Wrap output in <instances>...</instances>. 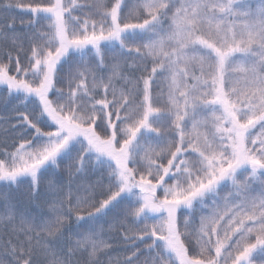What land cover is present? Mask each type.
Returning a JSON list of instances; mask_svg holds the SVG:
<instances>
[{
	"label": "snow or ice",
	"instance_id": "obj_1",
	"mask_svg": "<svg viewBox=\"0 0 264 264\" xmlns=\"http://www.w3.org/2000/svg\"><path fill=\"white\" fill-rule=\"evenodd\" d=\"M121 3L113 0L109 7L108 0H94L89 14L98 18L83 21L73 15L80 6L71 0L69 4L47 0L46 5H28L23 10L31 12L33 19L26 24H34L39 12L50 14L51 20L47 33L40 31L42 25L37 28L38 38L31 37L26 63L19 59V53L25 51L23 36L6 31L15 21L0 25V41L6 39L16 47L15 56L9 53L7 59L0 58V84L9 93L20 90L38 97L42 112L56 125L55 130L44 132L27 113H19L48 141L32 147L24 140L14 151L0 149L5 153L0 158V180L15 182L30 175L29 195L34 199L38 169L54 161L79 135L87 141L86 150L114 161L109 175L115 177L117 186L98 203H83L78 198L75 204H67L70 211L77 218L91 215L124 191L136 190L142 201L125 219L73 237L65 248L58 249L53 241L68 220L63 205L50 203L52 218L35 223L17 211L7 192L0 193V240L11 247L14 259L10 264H245L253 253L264 254V191L251 192L256 180L264 188V0H255L254 5L249 0H137L126 17L121 16ZM66 14L78 27L68 23ZM165 17L167 28L147 42L122 39V33ZM249 20L253 23L248 24ZM106 40H119L123 49L136 56L129 59L114 53L110 63L102 57L99 65H81L69 81L66 99L50 98L56 86V66L69 49L90 45L99 54L100 43ZM30 73L39 76L30 78ZM202 105L215 108L202 115L197 112ZM159 112L171 115L167 128L150 123V116ZM186 120L190 125H185ZM257 125L259 131L252 134L250 130ZM142 128L175 136L164 144L145 145L140 154L143 167H136L130 163V146ZM121 134L123 138L118 139ZM186 153H194L196 158ZM80 167L78 162L77 171ZM244 167L251 169L253 179L236 180V170ZM166 176L178 179L167 184L161 196L157 192ZM225 178L233 179L234 190L212 202L211 212L200 216L199 230L187 227V218L181 230L178 207H191L194 199ZM49 183L55 187V180ZM70 198L69 194L65 201ZM146 209L165 215L142 224L139 236L119 234L126 242L150 236L145 249L155 254L134 260L137 248L113 259L107 254L111 247L104 244L103 233L114 225L117 231L128 232L124 222H136L127 217H139ZM0 264L4 262L0 260Z\"/></svg>",
	"mask_w": 264,
	"mask_h": 264
},
{
	"label": "trees",
	"instance_id": "obj_2",
	"mask_svg": "<svg viewBox=\"0 0 264 264\" xmlns=\"http://www.w3.org/2000/svg\"><path fill=\"white\" fill-rule=\"evenodd\" d=\"M55 2V0H52ZM73 4L79 5L78 9L73 10L74 16H79L81 20L96 19L98 17L90 16V6L94 0H71ZM113 0H108V6H111ZM142 3L143 0H140ZM36 3L47 4V0H0V25H6L12 20L15 25L11 29H6L9 34L15 32L21 34L24 38V52L19 53L21 63H26L28 59V49L31 44V37L34 35L38 38L37 28L43 25L40 29L42 33L49 31L48 21L51 20V15L45 12L36 14L34 24H26L33 19V14L29 11L23 10L28 5H35ZM62 4H69V0H61ZM137 3V0H122L120 13L122 17L129 14L132 6ZM175 3V0H173ZM249 3L255 4V0H249ZM11 5V6H9ZM21 5L22 7H17ZM171 7V6H170ZM171 13L169 18H171ZM66 20L72 27H78V22L72 19L70 14H66ZM25 24H21V22ZM248 24L253 23L251 20ZM168 26V19L165 17L158 23H153L145 28H136L122 33V39L127 43H141L147 42L153 38L156 32L164 31ZM206 31V29H204ZM132 46V45H129ZM16 47L9 43L8 40L0 41V58L7 59L9 53L16 55ZM114 53H119L125 58H134L135 52L128 51L121 47L119 40H106L100 43V52L97 54L96 49L92 46L84 48H76L68 52L57 64L54 75L56 86L50 91V98L55 97L59 101H63L67 97L66 90L69 87V81L74 74L77 67L88 65H99L101 58L105 63H110ZM30 54V53H29ZM131 63V60H129ZM151 67V65H149ZM82 70V69H80ZM35 73H30L29 77H34ZM110 73H106L108 75ZM39 76V74H37ZM139 75V73H137ZM38 78V77H37ZM167 93V81L162 85ZM74 87V86H73ZM63 89L64 91H61ZM22 101V102H21ZM159 107V105H156ZM215 106L202 105L197 109V112L206 115L213 111ZM19 113H27L29 118L37 127H40L44 132L53 131L56 128L55 123L42 112V106L39 98L32 94H26L23 91L16 90L9 93L7 86L0 84V149L5 151H14L19 143L24 140L35 143L41 139L47 138L44 135L36 133L35 128L24 121V118ZM171 121V115L167 112L154 113L150 116V123L160 128H167ZM191 121L186 120L185 125H190ZM103 127H107L106 124ZM260 125L255 129L250 130L252 134L259 131ZM200 131H205L201 128ZM174 133H156L148 128H142L130 146V163L136 167H143V161L140 159V154L143 147L149 143L164 144L169 139L174 138ZM122 134L118 139H122ZM87 141L83 136H76L72 138L67 144L64 151L59 154L54 161L52 160L46 166L41 168L36 174L37 195L33 199L30 197L32 189L33 178L30 176L17 178L15 182L0 180V193L7 192L8 199L13 202L18 212H23L26 217L35 223H40L52 218V210L48 205L52 202L63 205V212L68 217L64 224L61 233L53 241L58 249L65 248L73 237L84 234L85 232H98L101 228H107L109 224L118 223L125 219L126 213L130 209H135L142 203L141 198L136 190L121 192L119 196L113 199L105 208L100 209L91 215H86L77 218L72 211L67 207V204H75L80 198L83 203H98L101 199L107 198L111 191L115 190L117 181L114 176H110L111 169L115 166L111 158L101 155L93 150L87 149ZM4 152L0 151V158H3ZM191 155L193 159L196 158L194 153H186ZM80 163V170L77 171V164ZM250 168L244 167L237 169L235 179L243 181L245 179H253L249 177ZM177 176H166L163 185L158 189L157 194L163 195L164 188L167 184L177 180ZM55 180V187L49 181ZM90 186V187H89ZM234 190L233 179L225 178L221 180L212 191L206 192L203 196H199L193 200L191 207L182 205V209L178 214V226L181 230L185 227V218H187V227L200 229V216L208 215L211 212L209 206L214 200L219 201V198L225 193ZM264 191L260 180L253 181L251 185V192L259 194ZM70 200L67 202L65 198L69 196ZM0 210H3V201L0 200ZM92 211V209H89ZM85 215V213H78ZM223 214V212L221 213ZM164 214L154 211L145 210L139 217H127L129 221L136 223H129L125 221L126 227L129 229L125 233L123 228L117 231V226H113L110 232H104L102 240L104 244L110 246L111 249L107 254H110L113 259L123 258L129 252L139 249L137 256L133 259L151 258L152 250H146V243L151 241L150 236H145L144 240H136L126 242L120 234L124 235H141L138 228L144 223H152L158 221ZM120 233V234H119ZM221 232V237H223ZM75 239V238H74ZM135 243V244H128ZM157 245L162 242L157 241ZM107 258V257H105ZM14 259L11 255V247L5 246L3 240H0V260L4 264H10ZM53 259L49 255V260ZM251 264H262L264 262V254L259 251L253 253L248 258ZM248 260L245 264H248ZM128 264H132L129 261Z\"/></svg>",
	"mask_w": 264,
	"mask_h": 264
},
{
	"label": "rangeland",
	"instance_id": "obj_3",
	"mask_svg": "<svg viewBox=\"0 0 264 264\" xmlns=\"http://www.w3.org/2000/svg\"><path fill=\"white\" fill-rule=\"evenodd\" d=\"M74 49H76V48H70L69 49V51L68 52H70L71 50H74ZM63 58V57H62ZM60 62V61H59ZM58 62V63H59ZM38 73H35V74H33L35 77H38V75H37ZM47 141H48V138H44V139H41V140H39V141H36L35 143H31V146L32 147H39V146H41V145H43V144H45V143H47ZM23 142H21V143H19L16 147L18 148L19 146H20V144H22ZM66 148V147H65ZM65 148H63L57 155H56V157L59 155V154H61L63 151H64V149ZM15 150V149H14ZM55 157V158H56ZM52 160H49V161H47V162H45V164H43L39 169H38V171L41 169V168H43L44 166H46L49 162H51ZM37 171V172H38ZM25 176H29L30 177V175H24V176H20V177H25ZM20 177H18V178H20ZM149 211H151V210H149ZM155 212V211H154ZM155 213H157V212H155Z\"/></svg>",
	"mask_w": 264,
	"mask_h": 264
},
{
	"label": "water",
	"instance_id": "obj_4",
	"mask_svg": "<svg viewBox=\"0 0 264 264\" xmlns=\"http://www.w3.org/2000/svg\"><path fill=\"white\" fill-rule=\"evenodd\" d=\"M180 210H181V207L179 206L177 209V217H178V213L180 212ZM161 213H163V212L161 211Z\"/></svg>",
	"mask_w": 264,
	"mask_h": 264
}]
</instances>
